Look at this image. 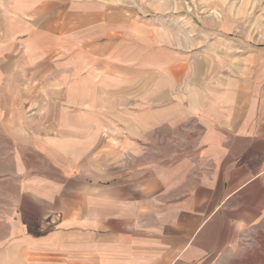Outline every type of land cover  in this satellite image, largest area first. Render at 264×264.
<instances>
[{"label": "crops", "instance_id": "1", "mask_svg": "<svg viewBox=\"0 0 264 264\" xmlns=\"http://www.w3.org/2000/svg\"><path fill=\"white\" fill-rule=\"evenodd\" d=\"M214 1L0 0V264H264V0Z\"/></svg>", "mask_w": 264, "mask_h": 264}, {"label": "rangeland", "instance_id": "2", "mask_svg": "<svg viewBox=\"0 0 264 264\" xmlns=\"http://www.w3.org/2000/svg\"><path fill=\"white\" fill-rule=\"evenodd\" d=\"M183 3H184L185 10L189 12L200 11V13L204 14V16H208L212 14L210 10L213 9L214 7H216V9L225 8L224 2L222 1L218 2L214 0H183ZM231 3L238 8L241 2L239 0H232ZM247 3H248V9H250L249 14H251L252 12L255 13L256 6H259L261 4V2L260 1L257 2V0H249ZM216 13L218 14V12ZM255 21H256L255 16L248 15L247 23L249 27L253 25Z\"/></svg>", "mask_w": 264, "mask_h": 264}]
</instances>
